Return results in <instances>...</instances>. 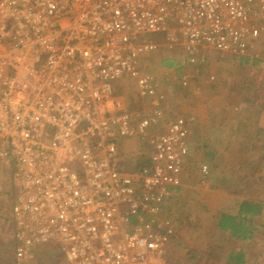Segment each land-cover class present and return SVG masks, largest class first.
Listing matches in <instances>:
<instances>
[{
	"label": "built area",
	"instance_id": "built-area-1",
	"mask_svg": "<svg viewBox=\"0 0 264 264\" xmlns=\"http://www.w3.org/2000/svg\"><path fill=\"white\" fill-rule=\"evenodd\" d=\"M263 32L264 0H0V213L13 219L15 264H185L159 217L195 118L165 104L204 50L242 56ZM163 48L183 57L143 66ZM128 81L141 114L119 91Z\"/></svg>",
	"mask_w": 264,
	"mask_h": 264
},
{
	"label": "rangeland",
	"instance_id": "rangeland-1",
	"mask_svg": "<svg viewBox=\"0 0 264 264\" xmlns=\"http://www.w3.org/2000/svg\"><path fill=\"white\" fill-rule=\"evenodd\" d=\"M143 37L161 39L157 34ZM182 57L181 49L167 53L163 48L143 58L142 64L154 63L153 70H158L159 66L174 67ZM203 58L200 72H184V84L173 82L175 96L165 104L169 115L193 116L195 123L182 184L159 219L171 223L175 260L226 264L225 256L238 250L245 253V264H264V32L245 55L204 50ZM134 89L128 81L119 91L134 113L141 114L146 104ZM138 147V140L121 143L122 167L127 171L135 165L132 160ZM202 165L208 166V174L200 172ZM245 200L261 203L263 208L254 222V238L237 241L219 231L216 223L222 213L237 216L238 204ZM8 214V210L0 213V264H15L17 244Z\"/></svg>",
	"mask_w": 264,
	"mask_h": 264
},
{
	"label": "trees",
	"instance_id": "trees-1",
	"mask_svg": "<svg viewBox=\"0 0 264 264\" xmlns=\"http://www.w3.org/2000/svg\"><path fill=\"white\" fill-rule=\"evenodd\" d=\"M241 58L248 60V57ZM262 208L263 206L261 203H255L250 200L242 201L238 204L237 216L232 213H222L216 226L219 231L237 241L253 239L254 233L257 231L254 222L255 219L260 216ZM224 260L226 264H245V253L243 251L231 250V252L225 256Z\"/></svg>",
	"mask_w": 264,
	"mask_h": 264
},
{
	"label": "crops",
	"instance_id": "crops-1",
	"mask_svg": "<svg viewBox=\"0 0 264 264\" xmlns=\"http://www.w3.org/2000/svg\"><path fill=\"white\" fill-rule=\"evenodd\" d=\"M207 51H208V50H207ZM209 51H212V50H209ZM216 54H217V53H216ZM237 58H238V57H237ZM165 63H166V62H165ZM153 64H154V63H151L149 68L153 69ZM173 65L175 66V62L173 63Z\"/></svg>",
	"mask_w": 264,
	"mask_h": 264
}]
</instances>
